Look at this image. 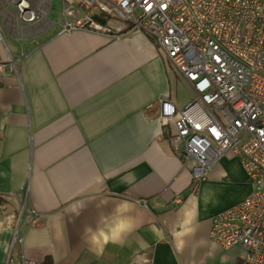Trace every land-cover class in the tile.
<instances>
[{"label":"crops","instance_id":"obj_1","mask_svg":"<svg viewBox=\"0 0 264 264\" xmlns=\"http://www.w3.org/2000/svg\"><path fill=\"white\" fill-rule=\"evenodd\" d=\"M108 25L53 27L22 55L0 41V264H243L241 247L210 238L213 219L251 192L239 160L222 157L191 194L160 104L181 109L193 93L146 32ZM198 198L196 237L177 253L170 230ZM125 200L130 230L102 250L85 243V226Z\"/></svg>","mask_w":264,"mask_h":264},{"label":"built area","instance_id":"obj_2","mask_svg":"<svg viewBox=\"0 0 264 264\" xmlns=\"http://www.w3.org/2000/svg\"><path fill=\"white\" fill-rule=\"evenodd\" d=\"M0 0V41L18 46L57 27L111 34L95 17L146 32L187 82L193 97L181 109L162 100L160 117L173 126L171 142L190 166L196 192L222 157L237 158L249 196L217 215L210 238L239 246L243 264H264V0ZM94 11L98 14H94ZM8 51V50H7ZM11 60V59H10ZM4 264H42L9 254Z\"/></svg>","mask_w":264,"mask_h":264},{"label":"clouds","instance_id":"obj_3","mask_svg":"<svg viewBox=\"0 0 264 264\" xmlns=\"http://www.w3.org/2000/svg\"><path fill=\"white\" fill-rule=\"evenodd\" d=\"M211 190L203 194V202L206 205L210 202ZM84 207L75 210L79 215ZM134 205L129 201H121L116 204L107 214H100L96 220L95 227L86 225L83 232L85 243L102 250L107 244L117 242L131 228L133 217L131 213ZM199 198L195 207H185L178 215V223L170 230L173 246L177 253H182L188 247L190 238L196 237L199 229Z\"/></svg>","mask_w":264,"mask_h":264},{"label":"rangeland","instance_id":"obj_4","mask_svg":"<svg viewBox=\"0 0 264 264\" xmlns=\"http://www.w3.org/2000/svg\"><path fill=\"white\" fill-rule=\"evenodd\" d=\"M57 11H58V4H57V0H53V5H52V7H51V10H50V13H49V15H48V18L50 19V20H54L55 18H56V13H57ZM94 14H98L99 15V13L98 12H96V11H94ZM107 19V21H108V23H112V22H119V21H115L114 19H108V18H106ZM7 40V39H6ZM7 42H9V40H7ZM11 43V42H10ZM188 168L190 169V166H188Z\"/></svg>","mask_w":264,"mask_h":264},{"label":"flooded vegetation","instance_id":"obj_5","mask_svg":"<svg viewBox=\"0 0 264 264\" xmlns=\"http://www.w3.org/2000/svg\"><path fill=\"white\" fill-rule=\"evenodd\" d=\"M101 19L103 20V22H99V23L101 25L105 26L106 28H108L110 33H112V29L109 27V25H108L109 23H108L107 19H105V18H101Z\"/></svg>","mask_w":264,"mask_h":264},{"label":"water","instance_id":"obj_6","mask_svg":"<svg viewBox=\"0 0 264 264\" xmlns=\"http://www.w3.org/2000/svg\"><path fill=\"white\" fill-rule=\"evenodd\" d=\"M95 19L98 20L99 22H103L101 18L95 17Z\"/></svg>","mask_w":264,"mask_h":264}]
</instances>
